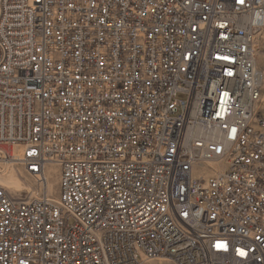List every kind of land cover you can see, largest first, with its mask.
I'll use <instances>...</instances> for the list:
<instances>
[{
    "label": "built area",
    "instance_id": "obj_1",
    "mask_svg": "<svg viewBox=\"0 0 264 264\" xmlns=\"http://www.w3.org/2000/svg\"><path fill=\"white\" fill-rule=\"evenodd\" d=\"M263 30L264 0H0V160L59 168L0 185V264H264Z\"/></svg>",
    "mask_w": 264,
    "mask_h": 264
},
{
    "label": "rangeland",
    "instance_id": "obj_2",
    "mask_svg": "<svg viewBox=\"0 0 264 264\" xmlns=\"http://www.w3.org/2000/svg\"><path fill=\"white\" fill-rule=\"evenodd\" d=\"M263 38L259 39L258 49H257V65L259 68L264 69V30L261 35ZM262 54V55H261ZM178 99H185L186 95L179 94ZM7 160V161H6ZM9 161V162H8ZM4 162H8L7 167ZM0 169L2 170V177H6L8 175H16L19 180V184L16 188H10L1 182L0 185L3 186L8 193L12 195H22L25 197H38L42 193L48 191L50 195L53 197H57L59 191V168L56 165H52L50 171L48 173V168L46 171L47 184L43 185L35 176L28 173L25 167L20 163H13L9 159L0 160ZM3 164V166H2ZM50 167V166H49ZM3 184V185H2ZM51 184L53 186V192H49L48 186ZM24 187V188H23ZM10 188V189H9ZM145 264H173L169 260H150Z\"/></svg>",
    "mask_w": 264,
    "mask_h": 264
},
{
    "label": "bare ground",
    "instance_id": "obj_3",
    "mask_svg": "<svg viewBox=\"0 0 264 264\" xmlns=\"http://www.w3.org/2000/svg\"><path fill=\"white\" fill-rule=\"evenodd\" d=\"M262 54H264V53H262ZM261 54V55H262ZM7 161V160H6ZM9 162V161H8ZM8 162H4L3 164H5L6 166H4L5 168L7 167V165H8ZM3 164H2V166H3ZM1 165V164H0ZM52 166H50V167H48V173H49V171H50V168H51ZM2 169V168H1ZM0 169V183L2 182L4 185H5V187L6 186H8V187H10V188H16L17 186H18V184H19V180H18V178L16 177V175H14V174H12V175H8V176H6V177H2V170ZM2 184V185H3ZM9 188V189H10ZM24 188V187H23ZM48 188L49 189H47V190H49V192H53V186L51 185V184H49V186H48ZM57 199V198H56Z\"/></svg>",
    "mask_w": 264,
    "mask_h": 264
}]
</instances>
